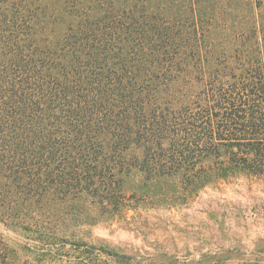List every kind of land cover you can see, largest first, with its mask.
I'll use <instances>...</instances> for the list:
<instances>
[{"label": "trees", "instance_id": "obj_1", "mask_svg": "<svg viewBox=\"0 0 264 264\" xmlns=\"http://www.w3.org/2000/svg\"><path fill=\"white\" fill-rule=\"evenodd\" d=\"M132 171L190 196L264 177V0H0L4 184L115 213Z\"/></svg>", "mask_w": 264, "mask_h": 264}, {"label": "rangeland", "instance_id": "obj_2", "mask_svg": "<svg viewBox=\"0 0 264 264\" xmlns=\"http://www.w3.org/2000/svg\"><path fill=\"white\" fill-rule=\"evenodd\" d=\"M117 212L88 199L35 203L0 177L8 264H68L86 244L139 264H264V177L239 176L187 194L177 179L123 177ZM5 262V263H6Z\"/></svg>", "mask_w": 264, "mask_h": 264}]
</instances>
